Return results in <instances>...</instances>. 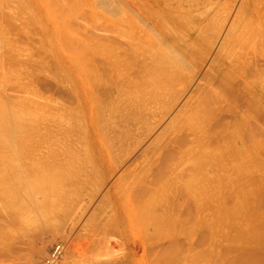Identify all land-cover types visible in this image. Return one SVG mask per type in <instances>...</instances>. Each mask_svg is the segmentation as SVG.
<instances>
[{"label":"rangeland","instance_id":"rangeland-1","mask_svg":"<svg viewBox=\"0 0 264 264\" xmlns=\"http://www.w3.org/2000/svg\"><path fill=\"white\" fill-rule=\"evenodd\" d=\"M49 1L50 0H44V5L49 4ZM102 1L104 2V0H63L61 3V0H53V6L50 5V8L47 7L46 9L44 8L45 10H43L44 13H47L48 15L51 13H54L55 15L57 14V17L54 19L56 23L54 25L56 32L55 35L52 34L54 37H49L46 34L35 33V29L40 30V28H43V26L48 23V20L42 18L37 19V22L35 21L36 19L31 18L33 14H36L34 9L30 8V11L29 8H22V10L21 6H13L14 8L12 9V7L7 5L3 6L4 4L0 6V38L3 40L2 41L0 39V43L2 44L5 41L3 45L0 44V78L2 77V80H0L2 81L0 82V93H4L6 99L7 97H13L12 99H14L17 94H20L19 97L16 98L17 100L20 98L19 101H22L21 98L23 97V93L25 94V92L28 91V93L32 92V95L26 93L28 94L26 96L23 94L26 97L24 99L22 98V103L24 105L20 102L22 108L20 111H18L19 113H16V110L15 112L11 111L14 110V108H12L10 105L8 106V104L5 103L7 102L5 98H3V100L1 99L3 94H0L1 106L6 104L5 106H7V108L5 107V109H9V114L13 118H15V115L17 117L21 116L22 114L20 112H24L25 114L33 110V113L35 110L34 113H36L37 109L38 111L41 109L44 113L43 115L41 112V115L46 117L47 120L45 118L43 120V117L39 113L40 119H36L37 123L39 121L40 123L43 121L42 123H47L48 126L55 123H64L63 125H66L71 119L72 121L70 120V123L72 122V125L68 123V127H66L70 130L72 127L73 133L70 134L73 137H68V139H71L64 140L65 143H67L66 146L68 145L67 148L65 144H63V147L66 148L68 154L70 153V156L64 152L66 150L61 145V149L64 150L61 151L60 149H57L59 151V154L56 153L58 155V157L56 155L57 159H55L57 162L54 160V153V157L51 156L52 158L49 157L51 159H45L46 164L44 162V164H42V166H46L47 160L49 159L51 160L49 163L54 162L53 164L50 163L51 166L48 164L46 168L43 166L41 169L40 167L36 169L37 167L35 168V165L33 168L31 167L32 165L28 167L27 170L35 168V171H32L31 169V172L36 173L38 171L37 173L41 177H37L38 175L36 173L35 178L38 179L31 181L30 185L24 180V171L22 172V169L20 171L19 169H12L13 167L8 166H12L11 162L8 164V161L12 160L11 156H8L7 158L5 157L0 161V166L3 167L6 165L4 163L5 159H9L7 160V168L12 169L7 170L6 166L5 168L0 167V176L2 177L1 180L3 179L0 181V193H3V191L8 193L9 191L12 192V190L13 192H16L20 189L22 191L32 189H35V191H40L38 189H42L44 186L47 188V190L51 191L52 189V193L53 190H56V193H59L58 195L55 193L53 196L54 198L52 197L53 200L51 202V208L54 212L53 216L50 215L49 217H46L42 214V217L40 218L41 221L39 220L41 213H37L36 216L34 215L36 212H29L32 218L28 216L27 211V213H25L21 210H13L11 208L10 216L3 214L1 217L0 214V264H42L48 255L57 248L61 255L55 264H182L183 260H185V257L187 259L184 261V264H192L193 262V264H198L199 261V264H203L204 261L208 264H215L213 262L216 261H218V264H229L230 261L232 263H240L244 260L246 261L248 259V256L246 258L248 253H253L255 257H259L264 253V249L261 248L260 251V244L256 247L254 242L260 237L258 234L260 228L257 227V230L248 231L245 230L246 228H244V226L248 225V223H250L252 219L256 217V214H260L264 211L262 210V205H259L261 200L264 206V170L261 172L263 175L261 173H256L255 179L249 181V189L255 188V190L251 191L252 195H249L250 207H248V210L234 221L233 226L228 224L229 222L227 221L219 223L215 221L213 227L211 224L210 226H204L202 228L197 227V225L206 218H211V215H209L210 211L206 210V213H201L198 211L197 207L195 206L196 204L191 198L192 194L188 192L189 186L186 185V181L190 176H192L191 174L195 173V169H202H200V167L196 168L197 165L202 166V164H204L202 160L197 157V159L201 161L200 163L195 160L197 161L196 163L191 162L194 165L190 164V162L189 164L191 166L189 164L184 165V169L180 171V177L177 179V181L173 182V184L169 185L168 187L165 186L164 190H161L156 194L153 191L150 194L153 186L149 188L147 183L149 181H140L139 178L136 179V177L133 176L134 173H136L135 171H139L145 162L144 154L146 153L144 150L148 149L147 146H150L157 139L159 134L162 132L161 130L164 129L169 123L168 121H170L180 110L181 106L185 105V102L190 99V95L192 96L200 83L199 81L207 72L209 63H211L208 61L214 59L213 56H216L218 48L226 37H228L229 43L227 53L229 52L233 58L240 59L239 62L241 66L236 71L239 72L240 69H248L246 66V61L254 54V52L258 51L257 44L255 45L251 42L248 44L247 41V37H253L251 34L253 28L250 32L247 25V19H245V15H243V12L246 10V8H248L249 0H185L184 5L181 6L176 2L165 3L160 0H124L126 4L122 3L121 1L123 0H121L120 3L123 6L117 5V7H119L118 10L116 9L117 11H115L113 8H110V10L114 11H110L109 8L107 9L106 7L105 8L107 10H105V8L102 7ZM124 6L128 7L127 12L124 10L127 14L121 13L124 9ZM127 7H125V9ZM7 8L12 9L13 14H16L14 9L17 10V8H19L21 11L18 9V14H16L18 16L15 17L16 15H12L11 10L8 11ZM27 9H29V13ZM107 11L112 13L119 12V16H116V13L112 14ZM27 13L30 17L27 16ZM63 14L65 15L64 17H62ZM18 17L19 19H22L23 17V19L25 18L26 21H30L32 19L35 22L31 20L32 22L30 21L28 23L22 24L21 22L23 19L18 20ZM12 21H14L15 24ZM40 22H44V24ZM9 23L13 25H9ZM20 23L23 25L22 29H25L27 33L18 36L11 33L14 36H10L9 34L11 32V28H13L12 26L16 24L21 25ZM27 26H29L28 29ZM1 34H3V37ZM30 35H32V37L34 35L33 38L36 41L32 37L31 39L28 38ZM162 36L170 38L168 44H164L158 39V37ZM7 37H10L11 40ZM197 37H199L198 40L196 39ZM16 39L18 40L15 42L14 40ZM8 41H14V43L12 42V44H9ZM19 41H21V44L18 43ZM24 41H27L28 43ZM34 41L37 43H34ZM30 42L33 43L30 44L29 49L28 44ZM26 43L28 46H25ZM190 43L197 44L198 50L195 51L196 54L205 53V55H207L209 53L206 64L207 68L205 66V68L199 71L195 67L190 68L183 65L181 59L179 58V56H181L179 52L181 54L190 53L191 50L189 48L187 49ZM209 44H214L212 45V49H210L211 47ZM8 45H10L11 48L6 47ZM1 46L5 47L2 48ZM12 46H15V52L19 50L18 53L13 51L14 49ZM7 48L12 50V52L8 51ZM17 48L18 50H16ZM21 48H26V50L23 51L24 49L22 50ZM180 48H184L186 50L180 51ZM26 51L31 52L27 54L28 52ZM8 52L11 53L9 54ZM14 53L19 54L22 59L19 57V55L16 56ZM25 53L27 54V57L26 55H23L22 57L21 55ZM6 54L10 55L11 57H8ZM28 56L31 57V60L30 57L28 58ZM126 56L131 62H135L132 64L133 66L127 62ZM23 58L24 60L27 58L28 59L27 61H24ZM101 58L104 59L108 65L127 70L126 73L128 70H131L130 72L132 73L130 76H132L134 72L136 74V72L141 71L140 67H138H142L141 62H146L149 64L158 63L156 69L159 72H156L157 74L168 77H178V80L180 81L172 84L175 86L174 95L176 98H171L169 103L167 102L166 105L167 109L174 110L169 115L170 117L172 115L171 119L168 116L167 119L165 118L163 121H159V118L162 115L158 118V116H154L153 113L150 112V115H148L149 112H146L147 116L150 118H144L149 122L147 123V121L142 118L136 122V125L133 124L135 128L134 126L128 125L130 122L126 123V117H120L118 119L120 125L124 123V120L126 124H123L124 127H122L124 131H121L122 129L119 128L117 132L129 134L127 142L125 143L126 147L124 144L125 148H120L119 145H117L121 151L123 149L124 150L120 152V149L116 147L118 149L116 150L117 152H113L114 155H112L113 153L109 154L111 156L110 161L115 160L113 163L119 167V170H117L116 174H114L115 176H112L111 179L109 178L107 180L108 182H104L105 179H103L104 167L101 165V153L99 152V149H96V142H93L95 145L93 144L90 148H88L89 145H85L87 141L89 143V139L87 138L88 140H85L84 143L85 146H78V150L76 149V146H74V143H77L80 137H85V128L81 126L82 119L84 120V124L86 125L85 127L87 128L89 127L91 121H93L91 131L95 125L93 132L95 131L102 134L106 133L104 136H102L107 141L110 140V138H114L115 133H117L115 130L110 132V129L106 128V123L103 122V114L101 110L102 108L107 107L104 108V110L106 109L107 111L104 119H107V117L109 118L107 114L109 113V110L107 109L112 106L110 100H112L111 97L113 96L116 84L113 80L114 75L111 73L107 74L103 71L102 66L94 64L96 59ZM5 59L6 62L8 59L10 63H4ZM15 59L16 62H14ZM11 60L14 61L11 62ZM28 60L31 62V64L28 63ZM19 62L23 63V68L22 66L18 67L22 64ZM121 62L126 63L128 66H120ZM11 63H13V66L9 67ZM16 63L19 65H14ZM26 65L28 67H26ZM259 65L262 67L264 65L263 61L259 60ZM28 68H35V70H29ZM32 71H36V73L39 71V75L36 74L37 78L34 75L35 73L32 74ZM28 72H32L30 73V76L32 75V77L35 78H30ZM51 74L53 78L50 77ZM195 75H197V77ZM38 76L43 77V80H46V83L48 82V84H42V86L41 83H38V80L35 81V79H38ZM18 77H20V83L22 85L18 82ZM55 77H57V79ZM9 79L11 80L10 83ZM29 79H33L34 81L32 82H35V85H33L34 83L31 84ZM239 80L240 81L238 82H242L241 78H239ZM83 86L88 87V90L92 95V106L94 107L92 120H90L88 117V120L86 117H82L84 116V109H80L81 103L80 100L77 99V90ZM133 86L134 87L132 91H135V88H137L136 86H138V84H134ZM26 87H32V90ZM34 93H38L39 96L36 94L35 96L37 97H34ZM244 102V99L238 100L239 106L243 107L245 104ZM108 103L111 105L109 106ZM232 104L233 98L231 97L228 99V97H226L222 100L220 106L222 105L224 107L223 109H227ZM1 106L0 110H3L4 107L1 109ZM13 112L15 115H12ZM37 113V116L35 115L36 117H34V114L32 115L31 113L27 114L26 116L24 114L23 115L25 117L28 116L29 118H32L31 116L38 118ZM17 117L15 119H17ZM153 117H157L158 120ZM212 118V126L213 128L217 129L222 127L231 119L230 115L225 111L221 113H212L211 119ZM62 120H65V122ZM78 120H80V122ZM120 120L122 121L121 123ZM142 120H144L147 125L149 124V128H145L147 126H144V121L143 125H141ZM137 123H140V126L137 125ZM158 123L163 124L159 125ZM156 124L158 126L157 128H154L156 127L154 126ZM162 125L164 126L163 128ZM136 126H139V130L137 129V132L140 133L137 135L138 133L135 132V136L133 132L136 131ZM126 127L132 131L127 130ZM141 129L145 130L144 133L141 132L143 131ZM151 129L155 130L152 131ZM150 131H152L151 134ZM108 132L109 135H107ZM113 132L114 134L111 135L110 133ZM132 135L135 137L134 140H131L132 137L129 138ZM67 136L68 135H66V138ZM108 136L110 137L108 138ZM2 138L3 137H1V139ZM72 138H75L76 140L73 141ZM82 138H80V141ZM91 140L93 139L91 138ZM72 141L74 142L72 143L74 148L72 146L69 147V142L71 143ZM169 141L170 139L163 143L167 144ZM94 146L95 149L93 150ZM68 147L71 152L68 150ZM81 147L84 148L83 152ZM127 148L129 149L127 150ZM155 149L156 148L153 150ZM157 149H159V147ZM169 149L172 150L171 147ZM72 150L73 152L75 151L76 154H79H75L76 156H74ZM153 150L152 152L157 151ZM131 151L133 152L131 153ZM128 152V155L130 156L127 159ZM64 153L65 155L67 154V158H65ZM115 153H117V155H115ZM60 154H63V157L59 156ZM99 158H101V160ZM99 160L101 166L99 165ZM208 163L211 165L212 159ZM134 164L136 166L132 167ZM40 165L41 164L39 163V166ZM188 166H190V169H188ZM216 170L219 171V167ZM124 171H129V173H124L125 175L123 174L125 177L122 175ZM78 172L79 174L84 175V179L87 180L84 188L79 191L80 194H78V191H76L75 197L74 192L71 194V191L66 190V193L64 194V199L66 200H63L62 197L59 198V196L62 195L60 194L61 192L58 191L59 186L64 184L61 185L64 187L67 183L72 182V179H74L72 177L76 176V173L78 174ZM130 173H133V175H131L132 177L130 176ZM120 175H122V180L125 178L123 181L120 179L121 182L119 181ZM256 175H258V178ZM70 177L72 179H70ZM259 177L262 179H259ZM115 181L116 183L120 182L121 185L120 183H117L116 185L114 183ZM22 182L24 184H22ZM259 182L262 184L259 185ZM19 183L21 184L22 188L25 187L27 189H18L19 185L17 184ZM39 183H43L44 185L42 187L39 186V188ZM69 185L70 184L66 185L65 189H68L67 187ZM112 185H115L116 188H119L118 191L115 188L116 194H113V196L118 195L116 199L119 200L118 203L120 202L123 209H121L120 204L119 206L117 205V200H114L115 197L113 198V196L109 194L108 190H110ZM48 187H50V189ZM63 187L60 188L64 193L65 189ZM148 188L150 189L149 191L147 190ZM259 189H262V191ZM35 191L33 190V192ZM107 191L109 197L106 196ZM68 192L73 198L70 197ZM259 192H261V194H259ZM152 194L154 195V198L157 197L156 199L158 201L152 197ZM39 198L41 199L40 196ZM69 198L72 203L73 200H75L82 207L79 208V205L76 206L78 204L77 203L74 206L78 209L73 207L74 211H72V207L69 206L71 201H69L70 203L67 201ZM150 198H153V200L156 201L158 204H156L157 206L155 205L156 207H153L155 201L153 202L154 204H152V202L150 203V200L153 201ZM63 204L66 205L64 206ZM122 205L127 207L129 214L127 211L125 212L124 208L126 207H123ZM66 206H69L71 210L69 208L65 210L64 208H66ZM151 206L153 207L152 209L150 208ZM86 207L87 211L85 210ZM119 208L120 211L123 210L125 213H122V211L120 212ZM148 208L151 210H148ZM85 211L86 213H84ZM83 213L84 215H82ZM26 215L27 218L29 217L31 219L28 220V218L27 221L25 217ZM43 216L48 219L44 220L45 218ZM80 216L82 220H80ZM34 219L36 220L34 221ZM32 220L34 223L28 224L33 222ZM37 220L40 222H36ZM88 220L90 222H88ZM128 220L130 221L127 224ZM124 223L127 224V228L125 227ZM243 229L245 231H243V234L245 235V238L247 237L246 240H244L242 233H240ZM255 232L257 233L255 234ZM239 233L242 238L240 237ZM255 235H257V238ZM232 236L235 237L236 242L241 243H238L241 247L243 243L238 241V237L239 240H242L244 243L249 244L248 242H250V244H245L246 248H240ZM258 243L259 242H257V244ZM60 245H62V248ZM249 246L251 248H249ZM250 250L254 251L252 252ZM162 253L164 255L163 257ZM205 254L207 256L202 257V255ZM197 257H201L200 260ZM194 258H197L196 261H193ZM202 259L204 260L203 262Z\"/></svg>","mask_w":264,"mask_h":264},{"label":"bare ground","instance_id":"bare-ground-1","mask_svg":"<svg viewBox=\"0 0 264 264\" xmlns=\"http://www.w3.org/2000/svg\"><path fill=\"white\" fill-rule=\"evenodd\" d=\"M52 1L53 0H50L48 2L49 4L44 5V0H0V6L4 4L3 6L7 5L9 7H12V9L14 8L13 6H16V7L21 6V9L22 8L34 9L36 11V14L35 15L33 14L31 16V18L36 19L35 21H37V19H42V18L48 20V23L45 24V26H43L44 29L43 28H40V30L35 29V33L46 34L49 37H54L55 32H56L55 28H54V25L56 24L54 19L57 17V14L55 15L54 13H51L48 15L47 13H44V10L47 7L50 8V5L53 6ZM57 1H59V0H57ZM62 1L63 0H61V3H62ZM120 1L121 0H104V2L102 1V7H104V8L106 7L107 9L109 8V10H110V8H113V9H115V11H117L119 8V7H117V5L123 6L120 3ZM121 2L125 3L124 0ZM114 7H117V8H114ZM125 7H127V6H124V9L121 7L123 9V11L120 8L122 11V12L121 11L120 12L127 14L126 12H127L128 7L126 9H125ZM106 8H105V10H107ZM12 9H8V11L11 10L12 15L18 14L17 10L19 8H17V10L14 9L16 14L15 13L13 14ZM21 9H19V10L21 11ZM29 9H27L28 13H29ZM31 9H30V11H31ZM124 10H126V12ZM110 11H114V10H110ZM110 11H107V12H110ZM28 13H27V16H28ZM110 13H112V12H110ZM115 13H116V16H119L118 15L119 12L118 13L115 12ZM115 13L113 12L112 14H115ZM243 15H245V19H247V25H248L250 32H251V29L253 28L252 32H251L253 37H247L248 44H250V42H251V43H254L255 45L256 44L258 45V51L254 52V54L251 57H249V59L246 61V66L248 69L245 68V70L240 69L239 72L236 71L241 66V64L239 62L240 59L233 58V56L231 54H229V52L227 53V50L229 48L228 37H226L224 39V41L222 42V44L218 48V52L216 53V56L215 57L213 56L214 59L212 58L213 60L208 61V62H211V63H209L208 68H207L206 64H207L209 53L206 52V53H208L207 55H205V53L196 54L195 51L198 50L197 44L196 43H190V45L187 47V49L189 48L191 50L190 53H182L181 54L179 52V54L181 55V56H179V58L181 59L183 65L190 67V68L195 67L199 71L202 70L203 68H205V66H206L207 72L199 81L200 83L197 86L194 93L192 94V96L190 95V99L189 100L187 99L188 101L185 102V105L181 106L180 110L177 112L176 115L173 114L174 117L172 119H171L172 115H171V117L169 115L174 110L167 109L166 105H167V102L169 103L171 98H176L174 95L175 86H173L172 84L180 82L178 80V77H173L172 75H171L172 77H168V76H163V75L157 74L156 72H159L156 69V66L158 65V63L149 64L146 62H141L142 67L138 66V67H140L141 71L136 72V74L134 72L133 75L130 76L132 73V72H130L131 70H128V72L126 73L127 70H123L119 67H114L112 65H108L104 61V59H102V58L96 59L94 62L95 65L102 66L103 71L106 72L107 74L111 73L112 75H114L113 80H114V83L116 85H115V90L113 92V96L111 97L112 100H110L112 103V106H110L111 104L109 105V103H108V105L110 106V108L108 107L109 109H107V110H109V113H107L109 118L107 117V119L106 118L104 119L106 112H107L106 109L104 110V108H107V107H104L101 110V112L103 114L102 115L103 122L106 123V128L107 129L109 128L110 132H112V130H115L117 132V130L119 128L122 129V127H124L123 124L129 123V122L130 123L128 125L134 126L133 124L136 125V122L138 120H141L142 118L147 121V119L150 118L147 116L148 112H149L148 115H150V112H151V113H153L154 116H158V118L162 115L160 117L161 120L159 118V121H163V119H165V118L167 119L168 116L171 119L170 121H168L169 123L166 121L168 124L166 123L167 126H165L164 129H162L164 127L162 125V128H161L162 132L159 134L157 139L152 144L150 143L151 144L150 146H147L148 149L144 150V152L146 153V154H144L145 155V160H144L145 162L144 163L142 162L143 163L142 167L139 164L141 169L139 171L137 170L138 172L135 171L136 173H134V175H133V173L132 174L130 173V176L133 175L136 177V179L139 178L140 181H149V182H147L149 188L151 186H153V188L150 191V194L152 191L156 194L157 192L164 190L165 186L168 187L169 185L173 184V182L177 181V179L180 177V175H179L180 171H182L184 169L183 168L184 165H186V164L188 165L189 162H190V164H192L191 162L196 163L197 161L200 163L201 161H199V159L202 160V162L204 163V164L201 163L202 166L201 165L199 166L196 164L197 165L196 168L200 167V169L201 168L202 169L201 170L195 169L196 170L195 173L191 174L192 176H190L189 179L186 181V185L189 186L188 192L190 194H192L193 197L191 196V198L193 199L194 203L196 204L195 206L197 207L198 211L201 213H206V210L210 211L209 215H211V218H206L204 221L200 222L197 225V227H200V228H202L204 226H210L211 224L213 227L215 221L217 223L227 221V222H229L228 224H231L233 226L234 221L237 220V218L240 215H242L245 211H247L248 207H250L249 195H252L251 191L255 190V188L249 189V181L255 179L256 173L260 174L264 170L263 169V167H264V65L262 67L259 65V60L263 61V64H264V0H249L248 8H246V10L243 12ZM17 16L18 15H16L15 17H17ZM64 16L65 15L63 14L62 17H64ZM28 17H30V16H28ZM11 18H12V16H11ZM17 19L20 20L21 18L19 19V17H18ZM22 19H23V17H22ZM24 19L21 22L22 24L28 23L32 20L31 19L30 21H26V19H25V22H24ZM32 21H34V20H32ZM12 22H14V21H12ZM40 23L44 24V22H40ZM14 24H15V22H14ZM22 24L21 25L16 24V25L12 26L13 28H11V30H10L11 32L9 35L11 36L12 35L11 33L16 34V36L26 34L27 33L26 30L22 29V26H23ZM9 25H13V24L9 23ZM26 25H28V24H26ZM15 26H18V27H15ZM30 26H31V24H30ZM9 27H11V26H9ZM28 27L29 26H27V29H28ZM24 28H26V27H24ZM7 30H9V29H7ZM6 32H8V31H6ZM35 33H33V34H35ZM52 34H54V35H52ZM1 35L3 37V34H1ZM5 36H6V34H5ZM12 36H14V35H12ZM25 36H27V35H25ZM24 37H22V38H24ZM31 37H32V35H30V37H28V38L31 39ZM33 37H34V35H33ZM37 37H39V36H37ZM7 38H10V37H7ZM198 38L199 37H197L196 39L198 40ZM0 39L2 40V38H0ZM13 39H14V37H13ZM30 39H29V41H30ZM158 39L161 42H163L164 44H168L170 38L162 36V37H158ZM10 40H11V38H10ZM17 40L18 39L14 40V41L16 42ZM14 41H12V42L14 43ZM35 41H34V43H37ZM10 42L8 41L9 44H12V42L11 43ZM20 42L21 41H19L18 43H20ZM24 42H27V41H24ZM3 43L2 44L0 43V44L3 45ZM27 43L25 44V46L29 45V49H30V44L33 42H30L28 45H27ZM4 45H6V44H4ZM39 45H40V43H39ZM212 45H214V44H212ZM212 45H210V47H211L210 49H212ZM22 46H23V43H22ZM22 46H20V47H22ZM4 47H2V48H4ZM6 47L11 48L10 45H8ZM14 47L15 46H12V48L14 49L13 51L15 52ZM16 47H18V46H16ZM20 47H18V48H20ZM9 48H7L8 51L12 52V50H9ZM18 48L16 50H18ZM31 48H33V47H31ZM7 49H5V50H7ZM25 50H26V48L23 51H25ZM182 50H186V49L180 48V51H182ZM18 51H16L15 53H18ZM33 51H34V49H33ZM33 51H32V54H33ZM11 52H8V53L10 54ZM26 52H28V51H26ZM30 52L31 51H29L27 54H29ZM27 54L25 53V54H22L21 56L23 57V55H26V57H27ZM6 55H8V54H6ZM15 55L17 56L19 54H15ZM210 55H211V53H210ZM9 56L10 55H8V57ZM19 57H20V55H19ZM19 57H17V58H19ZM29 57L30 56H28V58ZM6 58H7V56H6ZM8 59H7V62L5 59L4 63L6 62L9 64L10 59H9V61H8ZM16 59H15V61L11 60V62H13V61L16 62ZM27 59L24 60V58H23L24 61H27ZM126 59H127V62L130 63L131 65L133 63H135V62H131L127 56H126ZM30 60H31V57H30ZM19 61H22V60H19ZM32 61H34V60H32ZM2 63H3V61H2ZM19 63L21 64L22 62H19ZM28 63L31 64V62H29V60H28ZM12 64L13 63H11V65L10 66L8 65V66L12 67L13 66ZM17 64L18 63L14 64V65L17 66ZM22 65H23V63L21 65H19L18 67H21ZM23 66H22V68H23ZM120 66L124 67V66H128V65L124 62H121ZM26 67H28V66L26 65ZM128 68H126V69H128ZM29 70H35V68H33V69L31 68ZM36 71L35 72L32 71L33 73L28 72L29 76H30V73H32V74L35 73L34 75L36 76V74L39 73V71L37 73H36ZM40 73H46V72H40ZM22 74H24V73H22ZM247 74H249V75H247ZM48 75H50V74H48ZM55 75H57V74H55ZM195 76L197 77V75H195ZM31 77H32V75L30 76V78ZM50 77H52V74ZM1 78H0V80H2ZM32 78H35V77H32ZM36 78H37V76H36ZM55 78L57 79V77H55ZM239 78H241L242 82H238V81H240ZM18 79H19V81L18 80L17 81L20 83V80H21L20 77H18ZM11 80H12V78H11ZM11 80L9 79V83L11 82ZM37 80H38L39 84L41 83V85L42 84H45V85L48 84V82L46 83V80H43V77L38 76V79H35V81H37ZM29 81H31L30 82L31 84L34 83L33 85H35V82H32V81H34L33 79L32 80L29 79ZM62 81H64V80H62ZM0 82H2V81H0ZM38 83H36V84H38ZM134 84H138V86H136L137 88H135L136 89L135 91H132ZM26 88L29 89L30 87H26ZM23 90H26V89H23ZM28 92H25V94L24 93L23 94L26 96L28 94L32 95V92H30V93H28ZM26 93H28V94H26ZM0 94L1 95L3 94L4 97L1 96V99L3 100V98H5L6 96L4 95V93H0ZM23 94H22V96H23L22 98L24 99L26 96H24ZM36 94L38 95V93H36ZM36 94L34 93L33 96L37 97V96H35ZM76 94L78 97V98L77 97L76 98L79 99L80 103H81V108L80 107L79 108L81 110L84 109L83 110L84 116H82V117H84V118L86 117L87 120H88V118L90 120H92L93 119V113H94V107L92 106V95H91L90 91L88 90V87H86V86L80 87V89L77 90ZM19 95L20 94H17L16 97H19ZM8 96H10V95H8ZM16 97L14 98L15 100L12 99L13 97L12 98L7 97V99L5 98L7 100V102H5L6 100L4 102L7 103L8 106L10 105L12 108H14V110H11V111L15 112V110H16L17 111L16 113H19L18 111H20L22 108L21 103L23 102V99L21 98L22 101H19L20 98H18V100H17ZM226 97H228V99H230L232 97L233 98V104L230 105L227 109H223L224 107L222 105L220 106V103ZM240 99L245 100V102H244L245 104L243 105V107H240L238 104V100H240ZM17 101H19V102H17ZM5 105L1 106V104H0L1 109H3L2 107H4L3 110H0V161L5 157L7 158L8 156H11L12 160L8 161V164L11 162L12 166L7 164V160H9V159H5L4 163L6 165L5 164L4 165L6 166V168L8 165L9 167H13L12 169H14V168L19 169L20 171L22 169V172L24 171L23 178L30 185L31 181L38 179V178H35L36 173L38 171L36 173L31 172V169L33 168V166L35 165L34 167L35 168L37 167L36 169H38L39 167H40V169H41V167L43 168L44 165L42 166V164H44V163L46 164L45 159H47L51 156L52 157L55 156V158H54V160H55V159H57L56 155L59 154V151L57 149H60L61 151L64 150V149H61V145H62V147L64 146L63 144H65V146H66L67 143H65L64 140L68 139V137H70L71 136L70 134L72 133V127H71V130L67 129V127H68L67 124L70 123L71 119L69 120L68 123L66 122L67 124L65 123L66 125H63L64 124L63 122H65V120L64 121L62 120L63 122H61V123H63V124L55 123V124H50L48 126L47 123H42L43 121L41 123H40V121L37 123L36 119H38V120L40 119L39 113H40V115H41V112L43 113V110H41V109H40V111H38V109L35 108V109H37L36 113L38 112L37 113L38 118H34L37 115H36V113H34L35 110L33 113H32L33 110H31L30 112L25 113V114H24V112L23 113L20 112L22 115L18 116V117L13 112L12 115H15V118L17 117V119H15V118L11 117V115L9 114V111H8L9 109L8 110L5 109V107L7 108V106H5ZM224 111L230 115L231 119L226 124H224L222 127H220L219 129L213 128V126H212L213 118L211 119L212 113H214V112L215 113L216 112L221 113ZM29 113H31L32 115L34 114L33 115L34 117L33 116H31L32 118H29L28 116L25 117ZM43 115H44V113H43ZM42 117H43V120H44V118L46 119V117H44V116H42ZM42 117H41V119H42ZM120 117H123V118L126 117L127 118V119L125 118L126 123L124 120V123L121 124L122 126L118 122V119ZM144 117L145 118L147 117V119H145ZM27 118H29V119H27ZM153 118L157 119V117H153ZM144 120H142L141 125H143V123L145 122ZM78 121L80 122V120H78ZM54 122H57V121H54ZM121 122L122 121L120 120V123ZM139 122H141V121H139ZM148 122L149 121H147V123ZM147 123L145 122L144 126H147L145 128H149L148 127L149 124L147 125ZM70 124L72 125V122ZM139 124L137 123V125H139ZM160 124H163V123H160ZM92 125H93V121H91L88 128L85 127L86 125L84 124V120L82 119L81 126H83L85 128V130H84L85 137H83V138L80 137L82 139L80 141V138H79V141H77V143H74L73 141L76 139L72 138L73 141L71 143L69 142V145H70L69 147H71V146L73 147L72 143H74V146H76V149L78 150V146H81V145L83 146L85 143V140L87 141L89 139V143L87 141L88 144L86 143L85 145H87V146L89 145L88 148H90L91 145H93L96 142V149L97 150L99 149V152L101 153V158H102V160H101V158H99L102 161L101 162L102 164H101L100 160H99V165L101 164L104 167V170L102 169L104 172L103 173V175H104L103 179H105L104 182H108L107 180L109 178L111 179L112 176H115L114 174H116L117 170H119L118 169L119 167L113 163L115 160L110 161L111 156L109 154L115 152L116 150H118L122 147L123 148L126 147L125 143L127 142L129 131L127 132L128 134H126L125 132H124L125 134H122L123 132H120V133L117 132V133H115L114 138H110V140L107 141V140H105V138H103V136L106 133L102 134V133L95 132V131L93 132V130L95 129V125H94L93 130L91 131ZM139 126H136L137 127L136 131H134L135 130L134 129L133 134L139 130L138 129ZM154 126H156L154 128H157L158 125L156 124ZM69 128H70V126H69ZM134 128H135V126H134ZM126 129L130 130L128 127H126ZM68 130H70L71 132ZM141 130H143V129H141ZM151 130L153 131L155 129H151ZM121 131H124V130L122 129ZM130 131H132V130H130ZM144 131L145 130H143L141 132L144 133ZM152 131H150V134L152 133ZM139 133L137 135H139ZM110 134L112 135V134H114V132L110 133ZM66 135H68L67 138H66ZM78 135H80V134H78ZM84 135H81V136H84ZM107 135H109V132L107 133ZM134 135L136 136V134H134ZM1 137H3V138L1 139ZM71 137H73V136H71ZM109 137L110 136H108V138ZM131 137H132L131 140H134L135 137H133V135H132L129 138H131ZM91 138L94 141L91 140ZM69 139H71V138H69ZM169 139H170V141L167 144L163 143ZM66 142H68V141H66ZM124 144H125V147H124ZM162 144H163V146H162ZM117 145H119L120 148H118ZM67 146H66V148H67ZM169 146L171 147L172 150L169 149L170 148ZM69 147H68V150H69ZM127 147H128V145H127ZM158 147H159V149H157ZM63 148H65V147H63ZM66 148H65V150H66ZM154 148H156L155 150H157V151L153 150ZM81 149L83 152L84 148L81 147ZM94 149H95V146H94L93 150ZM128 149L129 148H127V150ZM167 149H169V150H167ZM152 150L155 152H152ZM69 151L71 152V150H69ZM122 151L120 149V152H122ZM64 152L68 154L67 150ZM124 152H126V151H124ZM132 152L133 151H131V153ZM65 153H64V155H65ZM72 153L74 156L79 154V153L76 154V152L75 151L73 152V150H72ZM151 153H153V154H151ZM53 154H54V156H53ZM128 154H129V152L127 153V155ZM66 155H65V158H67ZM68 155L70 156V153ZM112 155H114V153ZM115 155H117V153H115ZM125 155H126V153H125ZM144 155H143V158H144ZM59 156L63 157V154L62 155L60 154ZM129 156L130 155L127 156V159L129 158ZM57 157H58V155H57ZM79 157H80V155H79ZM197 157L199 159H197ZM206 157L208 158V161H207ZM51 158H49V159H51ZM141 158H142V156H141ZM49 159L47 160V165L48 164L50 165V163H51V162L49 163V161H51ZM211 159H212V163L210 165V163H208V162ZM195 160H197V161H195ZM52 161H53V159H52ZM124 161H125V159H124ZM55 162H57V161L55 160ZM39 163L41 164L40 166H39ZM53 163H51V164H53ZM135 164H136V162H135ZM135 164L132 165V167L133 166L135 167L136 166ZM0 165H1V163H0ZM30 165H32L31 166L32 168L30 170H27L28 167H30ZM192 165H194V164H192ZM216 165H218V166H216ZM5 166H3V167L5 168ZM46 166H44V167L46 168ZM50 166H48V167H50ZM190 166H188L189 167L188 169H190ZM0 167H2V166H0ZM218 167L220 169L219 171L216 170ZM35 168L32 169V171H35ZM8 169L12 170L11 168H7V170ZM3 170H5V169H3ZM16 171H18V170H16ZM28 171H30L31 173ZM124 173L125 174L129 173V171H127V172L124 171L122 173V175ZM261 174L263 175V173H261ZM37 175H38V173H37ZM122 175L119 176L120 182L122 180L121 179ZM187 175H188V173H187ZM258 175H256V177ZM37 177L41 178L39 175ZM84 177L85 176L82 174H79V172H78V174L76 173V176L72 177L74 179H72L70 177V179H72V182H69L66 184V185L70 184L67 187L68 189H65L66 185L63 187L61 185H64V184H61L59 186L58 191H60L61 192L60 194H62V195H60L59 198L62 197L63 200H66V199H64V194L66 193L65 192L66 190L71 191V194H72V192H74L75 197H76V194H75L76 191H78V194H80L79 191L84 188V186L86 185V182H87V180H85ZM261 177H259V179L263 178V177L262 178ZM1 178L2 177L0 176V181L3 180V179L1 180ZM124 179L125 178H123V180ZM144 179H147V180H144ZM211 179H212V181H211ZM116 181H118V180H116ZM116 181L114 182L116 185H117V183L118 184L120 183V182L116 183ZM23 182H22V184H24ZM260 182H262V181H260ZM260 182H259V185H261L264 182V180L262 183H260ZM17 185H19L18 189L22 188L20 183ZM43 185H44L43 183H41V184L39 183L38 187L39 186L42 187ZM120 185H121V183H120ZM60 187H63L65 189L64 193L62 192L63 190ZM259 187H261V186H259ZM48 188L50 189V187H48ZM115 188H116L115 185H112L110 190H108L109 194H111L112 196H113V194H116V190L118 191V189H119V188H116V190H115ZM149 188L147 189L148 191L150 190ZM22 189H27V188L23 187ZM262 189H259V190L262 191ZM33 190L35 191V189L23 190V191L20 189L16 192H13V190H12V192L9 191L8 193H6L3 191V193H0V210H1L0 214H1V217L3 214L6 216H10V213H11L10 208L13 210H21L22 212H25V213L28 212L27 214L30 217H31V215L29 214V212H33V213L36 212V213H34V215H36V216H37V213H41L40 217H39L40 221H41L40 218L42 217V214L45 215L46 217L47 216L49 217L50 215L53 216L54 212H53V209L51 208V202L53 200L52 197L56 193V190H53V193H52V189H51V191L47 190V188H45V186L42 187V189L41 188L38 189L40 191L33 192ZM30 191H32V192H30ZM108 191L106 193V196L109 197ZM58 194L59 193H56V195H58ZM71 194L69 193L70 197H72ZM153 194H152V197L154 198L155 194L154 195ZM259 194H261V192H259ZM38 195L41 197V199L39 198ZM117 196L118 195L113 196V198L115 197L114 200H117L116 199ZM257 197H259V196H257ZM153 198H150V199L153 200ZM156 198L157 197H155L154 199H156ZM67 201H68V203H70L69 202V201H71L70 198ZM74 201L75 200H73V203L71 201L72 204L70 203V205H69L70 207H72L71 208L72 211H74L73 210V207H75L74 205L78 203L76 201L74 203ZM118 201L119 200H117L116 202L118 203ZM154 201L155 200H153V201L150 200V203L151 202H152V204L155 203L153 205V207H156L158 204L156 203V201L155 202ZM114 203H115V201H114ZM119 204H120V202L117 205L119 206ZM63 205L65 206L66 204H63ZM145 205H148V204H145ZM259 205L260 206L262 205V210H264V206H263L261 200H260ZM69 206H66V208H64V209L65 210H67V208L70 209ZM76 206H78L79 208L82 207V206H80L79 203ZM122 206L126 207L124 205H122ZM120 207H121V204H120ZM145 207H147V206H145ZM153 207L151 206L150 208L152 209ZM150 208H148V210ZM76 209H78V208H76ZM121 209H123V208L121 207ZM124 209L126 212L127 207ZM70 210H68V211H70ZM83 210H84V208H83ZM85 210L87 211V207ZM86 211L84 213H86ZM119 211H120V208H119ZM121 211H122V213L124 212L123 210H121ZM84 213L82 215H84ZM127 213H128V211H127ZM25 217H26V220L29 218V217L27 218V215ZM46 217H44L45 218L44 220L48 219V218L46 219ZM31 218H29L28 220H30ZM35 220L36 219H34V221ZM39 220H37L36 222H38ZM80 220H82L81 216H80ZM34 221L30 222L28 224L34 223ZM129 221L130 220L127 221V224L129 223ZM88 222H90V221L88 220ZM127 224L124 223L126 228H127V226H126ZM124 225H122V226H124ZM122 226H121V228H122ZM86 227H87V224H86ZM257 227L260 228V231L258 233L260 237L258 236L259 237L258 240H255L257 238V235H255L256 238L254 239L255 240L254 243L256 244L255 245L256 247H257V245L260 244L259 250L261 251V248L264 249V211L260 214H256V217L253 218L252 221L250 223H248V225L244 226V228H246L245 230H248V231L249 230H253V231L257 230ZM243 231H244V229L240 233H242L244 240H246L247 237L245 238ZM240 233H239V235H240ZM256 233L257 232H255V234ZM246 235H248V234H246ZM249 236H251V235H249ZM240 237H241V235H240ZM233 238L235 240V237H233ZM230 241H231V238H230ZM238 241H241L243 243L242 247H241L238 244L240 242H236V240H235V242L237 243V245L240 248H244V247L246 248L245 244L246 245L250 244V242H248L249 244H247V243H244L242 240H239V237H238ZM257 242H259V243L257 244ZM252 244H253V241H252ZM253 246H254V244H253ZM249 248H251V247L249 246ZM250 251H252V250H250ZM257 251H258V249H257ZM247 252H248V250H247ZM248 254L246 255V258L248 256V259L246 261L244 260L240 263H232L230 261L229 264H260V263L264 264V253L261 254L259 257H257V256L255 257L253 253H252L253 255L251 253L249 255ZM50 256H51V253L48 255V257L44 260V262L42 264H45L47 259ZM163 256L164 255L162 253V257ZM196 256H199V255H196ZM206 256H207L206 254L202 255V257H206ZM200 258H198V259L200 260ZM186 259L187 258L185 257V260ZM196 259L194 258L193 261L194 260L196 261ZM203 259H202V262L204 261ZM185 260H183L182 264L185 263L184 262ZM190 260H192V259H190ZM197 262H198V260H197ZM216 262L218 264V261H216ZM216 262H213V263L216 264ZM190 263H192V262H190ZM199 263H200V261L198 262V264ZM203 264H208V263H205V261H204Z\"/></svg>","mask_w":264,"mask_h":264},{"label":"built area","instance_id":"built-area-1","mask_svg":"<svg viewBox=\"0 0 264 264\" xmlns=\"http://www.w3.org/2000/svg\"><path fill=\"white\" fill-rule=\"evenodd\" d=\"M60 247L62 248V245H60ZM60 255L61 254L60 251H58V248L56 250H53L51 256L47 259L45 264H55L59 260Z\"/></svg>","mask_w":264,"mask_h":264},{"label":"crops","instance_id":"crops-1","mask_svg":"<svg viewBox=\"0 0 264 264\" xmlns=\"http://www.w3.org/2000/svg\"><path fill=\"white\" fill-rule=\"evenodd\" d=\"M160 1L165 2V3H174V2H176L180 6L184 5V2H185V0H160ZM198 2H202V1H198ZM158 4H160V3H158Z\"/></svg>","mask_w":264,"mask_h":264}]
</instances>
